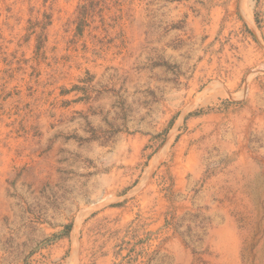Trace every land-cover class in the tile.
I'll use <instances>...</instances> for the list:
<instances>
[{"label": "rangeland", "instance_id": "obj_1", "mask_svg": "<svg viewBox=\"0 0 264 264\" xmlns=\"http://www.w3.org/2000/svg\"><path fill=\"white\" fill-rule=\"evenodd\" d=\"M0 264H264V0H0Z\"/></svg>", "mask_w": 264, "mask_h": 264}]
</instances>
